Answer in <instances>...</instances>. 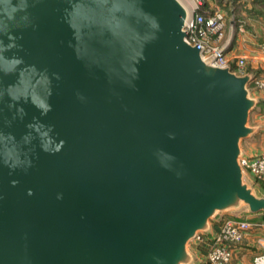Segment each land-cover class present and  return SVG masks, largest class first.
Returning <instances> with one entry per match:
<instances>
[{
    "label": "water",
    "instance_id": "1",
    "mask_svg": "<svg viewBox=\"0 0 264 264\" xmlns=\"http://www.w3.org/2000/svg\"><path fill=\"white\" fill-rule=\"evenodd\" d=\"M178 0H0V264H180L242 201L249 75Z\"/></svg>",
    "mask_w": 264,
    "mask_h": 264
},
{
    "label": "built area",
    "instance_id": "2",
    "mask_svg": "<svg viewBox=\"0 0 264 264\" xmlns=\"http://www.w3.org/2000/svg\"><path fill=\"white\" fill-rule=\"evenodd\" d=\"M186 11L183 24L184 41L199 50L201 59L211 66L229 68L237 75L246 74V56L239 55L232 60L225 54L227 34L243 35L247 32L241 18L230 13L228 0H178ZM264 35V34H263ZM233 63V64H232ZM250 76L246 88L258 90L264 95V77ZM238 164L244 173H248L254 181L264 182V153L251 157L238 156ZM262 223L239 217L223 220L220 229L209 239L206 252L208 264H235L233 262V247L241 243L246 235ZM203 234L197 233L194 239L202 240ZM261 251L253 257V264H264V237L260 239Z\"/></svg>",
    "mask_w": 264,
    "mask_h": 264
},
{
    "label": "crops",
    "instance_id": "3",
    "mask_svg": "<svg viewBox=\"0 0 264 264\" xmlns=\"http://www.w3.org/2000/svg\"><path fill=\"white\" fill-rule=\"evenodd\" d=\"M228 1L232 3L231 0ZM228 12L229 15L230 13H234L243 21H245L244 19L246 18L249 20L244 12H241V14L235 13L233 8H230ZM255 16H257V18H255V22L252 25L253 28L250 32L247 31L243 35L230 32L227 34L228 41L224 51L226 56L232 60H234L233 58L236 56L245 55L246 74L264 77V23L257 20L259 18L258 13H256ZM250 98L255 101L252 108V110H255V113H252V116H250V111L247 121V125L251 128L250 134L239 142V155L244 157H251L257 153H264V95L258 90H253ZM251 117L253 124L250 125L249 119H251ZM251 182L256 186L257 190L260 191L262 197H264L263 188L253 179ZM221 218L222 215L212 220L208 229L206 227L202 231V233H205L206 230V237L202 240L192 241L193 244L190 250L187 251L188 255H190L188 264H208L206 252L210 245L209 239L216 233V230L213 228V223ZM257 222L262 224L253 228L241 243L234 245L233 262L235 264H253V257L261 251L260 239L264 237V221Z\"/></svg>",
    "mask_w": 264,
    "mask_h": 264
},
{
    "label": "rangeland",
    "instance_id": "4",
    "mask_svg": "<svg viewBox=\"0 0 264 264\" xmlns=\"http://www.w3.org/2000/svg\"><path fill=\"white\" fill-rule=\"evenodd\" d=\"M232 3H230L231 7H228L227 9L229 10L230 8H233L235 13L241 14V12H244L249 20L246 18L244 19V23L247 26V31L250 32L252 30V25L254 24V20L255 18H257L256 13L259 14V18L257 20H259V22H263L264 23V0H231ZM248 8V9H247ZM243 14V13H242ZM243 16V15H242ZM242 20V19H241ZM253 21V22H252ZM235 33V32H234ZM249 97L252 96V91L249 90L248 92ZM252 113H255V110H251V114L250 116H252ZM249 124H253L252 122V117L251 119H249ZM251 176L248 173H244L243 176V181L247 184V186L249 188H251L252 192L257 195V196H262V194L260 193V191L257 190L256 186H254V184H252V179L250 178ZM254 180V179H253ZM256 182V181H255ZM222 215V217L224 218V220L226 218H230V217H239V218H245V219H261L264 221V216L262 215H255V214H251L248 210V207L246 204H244L242 201L237 202L235 205L229 207L228 209L225 210H219L216 211L212 217L209 219L208 223H207V229L210 226V223L212 220L219 218ZM202 231H199L198 233H201ZM206 233V230H205ZM203 234V237H206V234ZM193 240H199V239H191L186 246V250H190L191 245L193 244ZM188 260L187 262H183L180 264H188L189 260H190V255H188Z\"/></svg>",
    "mask_w": 264,
    "mask_h": 264
},
{
    "label": "trees",
    "instance_id": "5",
    "mask_svg": "<svg viewBox=\"0 0 264 264\" xmlns=\"http://www.w3.org/2000/svg\"><path fill=\"white\" fill-rule=\"evenodd\" d=\"M262 188H263V190H264V182L263 181H256ZM251 213V212H250ZM251 214H255V215H262V216H264V212H258V213H251ZM224 217V216H223ZM221 218V219H219L217 222H214L213 223V228H214V230H216V233L218 232V230L220 229V226H221V224H222V222H223V220H224V218ZM250 219V218H249ZM250 220H256V221H263V220H261V219H259V220H257V219H250Z\"/></svg>",
    "mask_w": 264,
    "mask_h": 264
}]
</instances>
